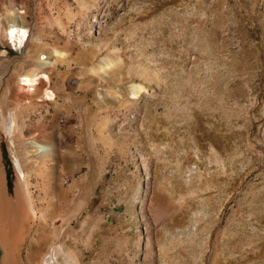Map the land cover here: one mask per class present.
<instances>
[{"label":"rangeland","instance_id":"374dc122","mask_svg":"<svg viewBox=\"0 0 264 264\" xmlns=\"http://www.w3.org/2000/svg\"><path fill=\"white\" fill-rule=\"evenodd\" d=\"M0 18L18 121L0 264L59 245L77 264H264V0H0ZM16 156L34 212L12 202Z\"/></svg>","mask_w":264,"mask_h":264},{"label":"bare ground","instance_id":"6f19581e","mask_svg":"<svg viewBox=\"0 0 264 264\" xmlns=\"http://www.w3.org/2000/svg\"><path fill=\"white\" fill-rule=\"evenodd\" d=\"M16 20H20V22H15L14 27L10 30L9 34L12 40L17 42L20 48L27 46V42L29 40V30L26 28L24 22L22 21V17L15 16ZM2 30V21L0 18V35ZM43 64H48V61L42 62ZM23 83H20V92L26 93L31 91L33 88H37L35 81L36 78L33 74H26L24 78H22ZM27 90V91H26ZM46 95L52 96L49 91L45 92ZM0 129L5 131V134H12L15 131V128L18 127V121L16 120V115L14 113L5 114L3 111H0ZM2 130V131H3ZM35 146L39 147L43 152L47 151L49 147L45 144L34 143ZM15 166L18 173V178L20 180L19 186L16 187L15 193L12 196V202L17 207L18 210L24 211L25 209L34 212L36 210L35 204L32 200L31 193L28 186V180L22 178L24 176V170L22 166V162L19 157L16 156ZM67 251V250H66ZM76 259V258H75ZM71 256L69 253L65 252V248L61 245L52 247L49 252L42 258V262L40 264H64V262H68L70 264H77V261Z\"/></svg>","mask_w":264,"mask_h":264},{"label":"water","instance_id":"95a60500","mask_svg":"<svg viewBox=\"0 0 264 264\" xmlns=\"http://www.w3.org/2000/svg\"><path fill=\"white\" fill-rule=\"evenodd\" d=\"M1 254H2V248L0 247V256H1Z\"/></svg>","mask_w":264,"mask_h":264}]
</instances>
